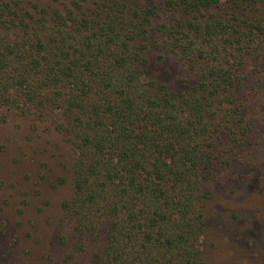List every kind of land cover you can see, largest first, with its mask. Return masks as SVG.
Masks as SVG:
<instances>
[{"label": "trees", "instance_id": "obj_1", "mask_svg": "<svg viewBox=\"0 0 264 264\" xmlns=\"http://www.w3.org/2000/svg\"><path fill=\"white\" fill-rule=\"evenodd\" d=\"M14 4L0 5V104L70 145L62 209L79 241L107 264H208L200 182L220 135L243 139L235 89L241 59L264 45V0ZM160 50L192 76L176 89L149 71Z\"/></svg>", "mask_w": 264, "mask_h": 264}, {"label": "rangeland", "instance_id": "obj_2", "mask_svg": "<svg viewBox=\"0 0 264 264\" xmlns=\"http://www.w3.org/2000/svg\"><path fill=\"white\" fill-rule=\"evenodd\" d=\"M70 1L0 0V5L43 9ZM149 60L151 75L172 88L192 77L169 52L151 51ZM241 60L235 97L243 105L238 136L243 139L233 143L220 135L214 150L218 162L200 182L206 195L203 256L208 264H264V104L257 91L264 45ZM72 161L70 145L49 120L0 104V264H107L94 248L97 243L79 241L62 209L73 194Z\"/></svg>", "mask_w": 264, "mask_h": 264}]
</instances>
